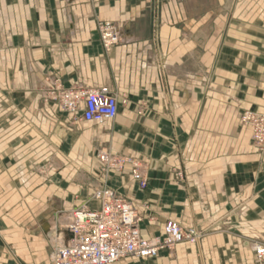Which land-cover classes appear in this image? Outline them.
Wrapping results in <instances>:
<instances>
[{
	"label": "crops",
	"instance_id": "crops-1",
	"mask_svg": "<svg viewBox=\"0 0 264 264\" xmlns=\"http://www.w3.org/2000/svg\"><path fill=\"white\" fill-rule=\"evenodd\" d=\"M103 22L119 34L109 52ZM55 83L108 88L116 117L63 112L45 101ZM245 111L264 113V0H0V264H50L102 187L134 204L144 239L167 221L202 234L113 264H256L264 151ZM98 152L143 168L146 188Z\"/></svg>",
	"mask_w": 264,
	"mask_h": 264
},
{
	"label": "built area",
	"instance_id": "built-area-1",
	"mask_svg": "<svg viewBox=\"0 0 264 264\" xmlns=\"http://www.w3.org/2000/svg\"><path fill=\"white\" fill-rule=\"evenodd\" d=\"M98 32L105 52L118 44L119 34L113 24L99 23ZM56 83L48 89L45 101L55 102L63 112L80 114L83 122L98 125L116 117L117 100L108 88L64 89ZM240 121L251 131L253 146L263 152L264 113L245 111ZM97 158L105 171L122 172L129 164L134 181L140 189L146 188L144 170L137 164L109 152H98ZM177 176L181 177V173L178 172ZM92 200L97 202L98 208H90L86 203L72 211L71 221L65 226L70 238L52 249L50 264H113L130 257L154 259L161 251H172L182 243L196 244L202 238L201 232L195 228L167 221L162 236L144 239L140 233L142 217L129 199L102 187L94 191ZM251 250L255 263L264 264V245L253 243Z\"/></svg>",
	"mask_w": 264,
	"mask_h": 264
},
{
	"label": "rangeland",
	"instance_id": "rangeland-1",
	"mask_svg": "<svg viewBox=\"0 0 264 264\" xmlns=\"http://www.w3.org/2000/svg\"><path fill=\"white\" fill-rule=\"evenodd\" d=\"M47 96V95H46ZM55 103V102H54ZM69 220H68V223L71 221V216L68 218Z\"/></svg>",
	"mask_w": 264,
	"mask_h": 264
}]
</instances>
